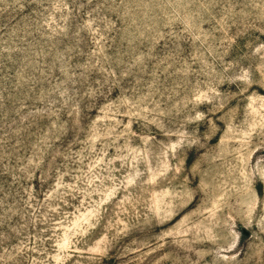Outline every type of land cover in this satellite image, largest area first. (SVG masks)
Here are the masks:
<instances>
[{
	"label": "rangeland",
	"instance_id": "374dc122",
	"mask_svg": "<svg viewBox=\"0 0 264 264\" xmlns=\"http://www.w3.org/2000/svg\"><path fill=\"white\" fill-rule=\"evenodd\" d=\"M0 264H264V0H0Z\"/></svg>",
	"mask_w": 264,
	"mask_h": 264
}]
</instances>
